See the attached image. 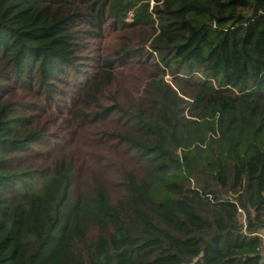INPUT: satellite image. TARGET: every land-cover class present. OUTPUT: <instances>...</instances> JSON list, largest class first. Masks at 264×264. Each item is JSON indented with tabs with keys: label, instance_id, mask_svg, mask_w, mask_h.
Here are the masks:
<instances>
[{
	"label": "trees",
	"instance_id": "16d2710c",
	"mask_svg": "<svg viewBox=\"0 0 264 264\" xmlns=\"http://www.w3.org/2000/svg\"><path fill=\"white\" fill-rule=\"evenodd\" d=\"M152 1L0 0V264H264V0Z\"/></svg>",
	"mask_w": 264,
	"mask_h": 264
},
{
	"label": "rangeland",
	"instance_id": "374dc122",
	"mask_svg": "<svg viewBox=\"0 0 264 264\" xmlns=\"http://www.w3.org/2000/svg\"><path fill=\"white\" fill-rule=\"evenodd\" d=\"M151 5H153L151 3ZM128 24H132L133 20H128L126 21ZM122 35H124V39L129 40L131 44H135L139 40V34L134 32L131 29H128L126 32H122ZM120 40L115 38V35L113 34H108L105 39L101 42V45H96L95 50L93 52H89L88 57H91L93 59L94 57L105 55V54H113V51H117L121 45ZM145 49L148 50V45L145 46ZM147 61L148 63H153L155 62V57H149L148 55H143L142 57L139 58H132L126 62V64H118V66L115 68L116 72L114 74V85L116 87H119L120 92L119 95L117 96H122L124 93L128 94L131 92L128 89L130 81H132L134 78H136L139 75V70H140V63ZM171 76L170 74H167L165 76V81L170 83L171 81ZM110 94L109 92H106L104 95L103 102L105 104L110 102ZM240 219L243 218L242 214L239 216Z\"/></svg>",
	"mask_w": 264,
	"mask_h": 264
},
{
	"label": "built area",
	"instance_id": "2783aa9c",
	"mask_svg": "<svg viewBox=\"0 0 264 264\" xmlns=\"http://www.w3.org/2000/svg\"><path fill=\"white\" fill-rule=\"evenodd\" d=\"M151 3L153 4L152 0H151ZM261 14L264 16V12H261ZM132 18H133V13H132V11H129L127 13V16H126V21L132 20ZM239 213L242 214V211L239 210ZM242 216H243V214H242ZM242 220L244 222V216H243ZM251 235L259 238V240H260V244H259V246L257 248V253H258V255H259L260 259H261V263H264V231L263 230H259L256 233H253Z\"/></svg>",
	"mask_w": 264,
	"mask_h": 264
}]
</instances>
